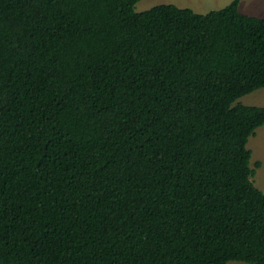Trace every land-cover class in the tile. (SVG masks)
<instances>
[{
    "label": "trees",
    "instance_id": "trees-1",
    "mask_svg": "<svg viewBox=\"0 0 264 264\" xmlns=\"http://www.w3.org/2000/svg\"><path fill=\"white\" fill-rule=\"evenodd\" d=\"M138 1L0 0V264H264V17Z\"/></svg>",
    "mask_w": 264,
    "mask_h": 264
},
{
    "label": "rangeland",
    "instance_id": "rangeland-1",
    "mask_svg": "<svg viewBox=\"0 0 264 264\" xmlns=\"http://www.w3.org/2000/svg\"><path fill=\"white\" fill-rule=\"evenodd\" d=\"M231 0H139L134 5L135 11L146 10L153 5L160 3H171L178 7H189L195 12L206 13L209 10L220 9ZM243 9L241 13L264 17V0H240ZM239 102L244 105L264 106V87L258 88L250 93L242 95L234 103ZM247 147L251 150L250 166L256 160H260L261 165L255 168V173L251 176L252 183L264 192V124L259 126L253 135L249 136ZM227 264H249L243 261L230 260Z\"/></svg>",
    "mask_w": 264,
    "mask_h": 264
},
{
    "label": "crops",
    "instance_id": "crops-1",
    "mask_svg": "<svg viewBox=\"0 0 264 264\" xmlns=\"http://www.w3.org/2000/svg\"><path fill=\"white\" fill-rule=\"evenodd\" d=\"M239 2H240V0H239ZM238 9H239V11H240L241 9H243V6L240 5V3L238 4Z\"/></svg>",
    "mask_w": 264,
    "mask_h": 264
}]
</instances>
